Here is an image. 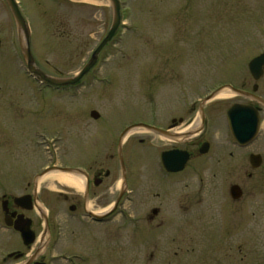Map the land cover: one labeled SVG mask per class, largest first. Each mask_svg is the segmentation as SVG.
Listing matches in <instances>:
<instances>
[{
  "label": "rangeland",
  "instance_id": "1",
  "mask_svg": "<svg viewBox=\"0 0 264 264\" xmlns=\"http://www.w3.org/2000/svg\"><path fill=\"white\" fill-rule=\"evenodd\" d=\"M16 1L31 30L35 64L54 77L76 75L112 24L109 0ZM119 1L122 24L101 50L95 67L76 87L57 91L45 88L25 72L17 26L8 5L0 0L2 193L12 188V175L34 171L56 155L60 144L56 133L61 125L71 130L70 143L78 139L83 147L95 145L99 156L106 150L116 154V143L113 148L108 145L111 128L117 135L121 126L132 122L154 123L155 111L169 117L173 104L180 105L182 92L191 97L205 93L207 87L243 70L245 62L264 48V0ZM33 96L39 99H31ZM91 111L99 117L92 118ZM42 127L52 140L48 148L38 146L35 132ZM142 131L130 133L126 146L134 159L130 170L146 171L145 181L149 182L158 177L153 169L159 138ZM142 161L149 162L151 170ZM55 174L61 173L51 172L43 181L57 198L63 183ZM116 229L112 264H205L207 255L203 257L201 250L206 251L207 245L201 241L199 223L193 225L191 242L185 223L172 234L176 235L173 242L161 240L157 233L154 240L151 233V240L142 247L145 257L133 242L131 229L127 249ZM240 256L238 264H264V242L243 239Z\"/></svg>",
  "mask_w": 264,
  "mask_h": 264
},
{
  "label": "flooded vegetation",
  "instance_id": "2",
  "mask_svg": "<svg viewBox=\"0 0 264 264\" xmlns=\"http://www.w3.org/2000/svg\"><path fill=\"white\" fill-rule=\"evenodd\" d=\"M262 54L264 48L243 70L203 94L182 92L180 105L175 102L167 118L155 111L154 123L132 122L117 135L111 128L108 145L116 143V154L106 150L99 156L95 145L83 147L75 138L70 143L71 130L61 125L52 162L47 159L34 171L12 175V188L0 190V264H112L115 228L126 249L131 229L145 257L142 247L151 233L173 242L172 234L184 223L189 242L193 225L202 227L205 264H238L243 239L264 242V62L254 73L249 69ZM41 84L57 91L67 88ZM41 94L44 101L46 94ZM139 124L160 130L142 131L159 138L154 181H145L141 165L143 174L130 170L134 159L126 146L129 135L124 138L122 133ZM239 126L245 138L234 135L232 128ZM46 130L42 127L35 135L38 146L48 148L52 140ZM169 152L176 153L170 166L182 165L180 170H168L163 156ZM142 163L151 168L149 162ZM51 166L67 169L60 173L74 177L80 186L61 182L55 198L43 181L49 175L44 170Z\"/></svg>",
  "mask_w": 264,
  "mask_h": 264
},
{
  "label": "water",
  "instance_id": "3",
  "mask_svg": "<svg viewBox=\"0 0 264 264\" xmlns=\"http://www.w3.org/2000/svg\"><path fill=\"white\" fill-rule=\"evenodd\" d=\"M7 3L10 12L12 14V17L15 21V24L17 26V32H18V38H19V47L20 51L23 55V58L26 62L27 70L29 74L36 77L38 80H41L42 82H45L49 85L53 86H70L74 85L77 82H79L97 63L98 56L101 52V50L105 47V45L112 40L114 37L117 29L119 28L120 22H121V16H120V2L119 0H109L112 9H113V19L111 27L107 33V35L104 37V39L100 42V44L96 47V49L93 51V53L90 56L89 61L83 66V68L73 77L70 78H55L51 77L47 74H45L43 71H41L39 68L36 67L34 58L31 53L30 49V29L23 18L19 7L15 0H5ZM1 45V40H0ZM262 62H264V54L260 55L259 57L255 58L250 64L249 69L251 73H254L256 70H259ZM260 74V73H259ZM258 76V75H257ZM91 117L94 119H97L99 117V114L96 111L91 112ZM138 127H143L145 129H148L153 132H160L159 129L147 125H135L134 127L127 128L123 134L122 137L127 135V133L136 130ZM234 135L237 138H245L246 131H244L242 126H239L238 128H232ZM173 154H176L174 152L166 153L163 157L165 164L170 171H178L181 169L182 165L176 166V164L170 166V163L172 159H170V156ZM53 170H60L57 167H53L47 170L53 171ZM67 170V169H66ZM23 237L28 235V232L26 230L22 231Z\"/></svg>",
  "mask_w": 264,
  "mask_h": 264
},
{
  "label": "bare ground",
  "instance_id": "4",
  "mask_svg": "<svg viewBox=\"0 0 264 264\" xmlns=\"http://www.w3.org/2000/svg\"><path fill=\"white\" fill-rule=\"evenodd\" d=\"M54 172V171H53ZM51 172H49L50 174ZM57 181L63 182V183H68L72 184L74 186H80V183L78 180H76L74 177L68 176V175H63V174H55L54 176Z\"/></svg>",
  "mask_w": 264,
  "mask_h": 264
}]
</instances>
